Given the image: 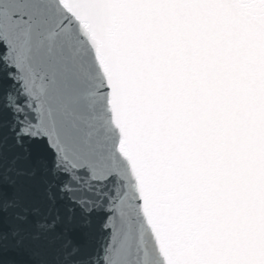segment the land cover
Here are the masks:
<instances>
[{"label":"snow or ice","instance_id":"obj_1","mask_svg":"<svg viewBox=\"0 0 264 264\" xmlns=\"http://www.w3.org/2000/svg\"><path fill=\"white\" fill-rule=\"evenodd\" d=\"M0 264H264V0H0Z\"/></svg>","mask_w":264,"mask_h":264},{"label":"clouds","instance_id":"obj_2","mask_svg":"<svg viewBox=\"0 0 264 264\" xmlns=\"http://www.w3.org/2000/svg\"><path fill=\"white\" fill-rule=\"evenodd\" d=\"M178 63L181 64L180 77L190 97L202 103L204 86L212 82L218 83L223 71L217 56L189 41L179 46Z\"/></svg>","mask_w":264,"mask_h":264}]
</instances>
